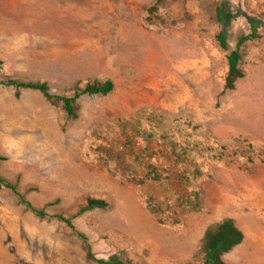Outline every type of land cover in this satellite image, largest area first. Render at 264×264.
<instances>
[{
  "label": "rangeland",
  "instance_id": "1",
  "mask_svg": "<svg viewBox=\"0 0 264 264\" xmlns=\"http://www.w3.org/2000/svg\"><path fill=\"white\" fill-rule=\"evenodd\" d=\"M223 2L231 40L262 36L245 43L233 90ZM108 79L113 90L81 96L77 117L4 84L73 96ZM0 155L1 175L50 215L0 185V264H98L53 216L90 198L108 206L74 224L99 258L203 264L206 229L232 217L245 240L225 260L264 264V0H0Z\"/></svg>",
  "mask_w": 264,
  "mask_h": 264
},
{
  "label": "trees",
  "instance_id": "2",
  "mask_svg": "<svg viewBox=\"0 0 264 264\" xmlns=\"http://www.w3.org/2000/svg\"><path fill=\"white\" fill-rule=\"evenodd\" d=\"M161 0H157V4ZM217 18L222 26L221 30L217 34V39L221 47L228 51V72L225 78V89L233 90L236 88L237 82L245 76V72L242 68L243 60V47L246 42L253 41L261 38L262 36L254 28L250 33L241 35L236 40L230 39V30L232 27L233 14L226 7V3L223 2L217 8ZM252 21V19H251ZM233 43H235L233 45ZM4 84L14 85L17 87L18 92L21 88L33 89L41 91L46 98L53 104L62 103L64 109L72 117L78 116V99L83 95H107L114 88V82L111 79L105 81L88 82L84 87H75L73 96H65L53 93L47 82L42 81H19L12 80L4 82ZM6 158L0 155V165ZM148 175L153 179H159L157 175L156 166L149 164ZM0 185L4 186L19 198V201L23 203L28 209L33 211L37 216L45 218L50 216L45 209L35 206L26 195L21 192L18 185L5 179L0 173ZM108 202L104 199L90 198L86 206H84L77 215L84 212L91 211L96 208H106ZM77 215L66 216L64 214L53 215L60 220L66 222V224L77 234L88 246V255L92 260H95L98 264H129L124 260H107L99 258L92 251L88 237L85 233L78 231L74 224V218ZM245 240V234L243 230L236 224L232 217H226L223 220L213 223L208 226L206 232L201 240V250L203 252V264H229L225 260V255L234 250L237 246L242 244Z\"/></svg>",
  "mask_w": 264,
  "mask_h": 264
},
{
  "label": "bare ground",
  "instance_id": "3",
  "mask_svg": "<svg viewBox=\"0 0 264 264\" xmlns=\"http://www.w3.org/2000/svg\"><path fill=\"white\" fill-rule=\"evenodd\" d=\"M75 8V7H74ZM84 124V123H83ZM151 242V241H150ZM255 254H256V252H255ZM255 262V261H254ZM259 263H260V261H259Z\"/></svg>",
  "mask_w": 264,
  "mask_h": 264
}]
</instances>
